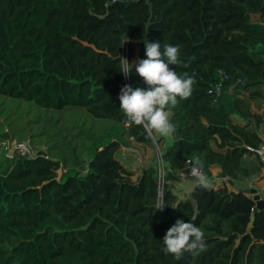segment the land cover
I'll list each match as a JSON object with an SVG mask.
<instances>
[{"label":"trees","instance_id":"1","mask_svg":"<svg viewBox=\"0 0 264 264\" xmlns=\"http://www.w3.org/2000/svg\"><path fill=\"white\" fill-rule=\"evenodd\" d=\"M147 40L180 45L190 67H171L196 81L170 111L169 146L120 109L124 85L149 87L135 67L120 72L125 44L147 59ZM25 102L45 114L32 121ZM263 104L264 0H0V264H264V207L246 192L264 179L252 151L264 147ZM77 109L110 126L87 127ZM8 141L31 156L10 155ZM154 142L161 155L140 172L120 161ZM190 163L209 187L187 174L195 188L180 199ZM214 169L227 182L215 186ZM178 219L202 228L206 251L165 254Z\"/></svg>","mask_w":264,"mask_h":264},{"label":"clouds","instance_id":"2","mask_svg":"<svg viewBox=\"0 0 264 264\" xmlns=\"http://www.w3.org/2000/svg\"><path fill=\"white\" fill-rule=\"evenodd\" d=\"M144 43L147 59L130 64L127 58L121 56L120 72L127 79L135 67V72L149 87L144 89L124 85L119 94L120 109L127 118L125 123L143 126L149 134L172 137L177 131V126L170 121V111L177 107L181 100L192 96L196 81L188 72L181 73L171 67H190L181 59L180 45H161L160 42L148 40ZM191 174L197 178L199 186L209 187L206 176L196 166L191 168ZM164 206L165 204H157V211H163ZM163 244L165 254L173 255L176 260H181L185 253L197 256L207 248L202 228L183 219H178L168 229L163 237Z\"/></svg>","mask_w":264,"mask_h":264},{"label":"rangeland","instance_id":"3","mask_svg":"<svg viewBox=\"0 0 264 264\" xmlns=\"http://www.w3.org/2000/svg\"><path fill=\"white\" fill-rule=\"evenodd\" d=\"M138 44H139L138 41L132 42L131 45L125 44L124 52H123V57L127 58V60L129 61V63H133V62H136L137 61V52L136 51L138 50V47H139ZM131 49H133L134 52H132ZM24 104L26 106H30L32 108V112L30 114L31 117H32V121L37 120V116H38V114L40 112L42 114H45V112H46V111L40 109L39 107H37L36 105H33V107H32V105H30V103H28V102H25ZM6 108H7L6 106H5V108L3 106H0V114H4L5 111H6ZM77 112H83L85 114L86 118L85 119H82L81 120V123H84L87 127H91L93 124L100 125V132H101L102 130H104V129H106V128H108L110 126V123H111L110 121L101 120V119H95V118L91 117L89 114H87L85 111L80 110V109H77ZM59 113L66 115L67 118L70 121H72L74 119L79 120V118H80V117L78 118V116L74 115L71 111H68V110H65V111L59 112ZM59 113L56 112V111H50L48 114H53V115L57 116ZM170 116H171V114H169V117ZM155 136H153V137H155ZM156 137L158 138V137H162V136H160L158 134ZM8 143H9V141L6 142V146L7 147H8ZM134 147L135 148H138V147H136V145H134ZM138 150L140 152H142L141 155L143 156V159H145V162L143 160V165H144V163L150 162L155 157V154L157 155V152H158L159 149H158V145L154 142V145H153L152 148H149V147H147L145 149L139 148ZM125 154H127L126 151L122 150L121 153L118 155L120 161H123V156ZM10 155H12L11 152H10ZM122 163L124 165H126L128 167V169L129 168L130 169L131 168H134V167L137 166V164H136V156L131 153V155L129 156V163H127L125 160ZM138 165H139V163H138ZM136 170H140V168H137L136 167ZM61 173H62V171L59 170V174H61ZM261 181H264V179L261 180ZM261 181L260 180L251 181L247 185L249 186V185L252 184L253 186L261 187V185L259 184ZM160 195H162V190L160 191ZM262 197L264 198V193H263Z\"/></svg>","mask_w":264,"mask_h":264},{"label":"built area","instance_id":"4","mask_svg":"<svg viewBox=\"0 0 264 264\" xmlns=\"http://www.w3.org/2000/svg\"><path fill=\"white\" fill-rule=\"evenodd\" d=\"M213 90L215 92H220L221 91V86L217 85V86L214 87ZM212 92L213 91L211 90L210 93H212ZM7 148L9 149V151L12 154L16 153L19 156H25V155L31 156V149H30V146H29L28 142H26V141H12V142H9ZM123 150L126 151V152H132L136 156V164H137L138 168H144L146 166V163H144V165H143V160L145 162V159H143V156L141 155L142 152H140L137 148H134V147L133 148H123ZM252 151L264 161V147H261L259 149H253ZM160 155L161 154L158 151V156L160 157ZM138 163H139L140 166L138 165ZM189 165L186 168L188 171L187 172L183 171V173H181L180 176L184 175L185 173H187L189 175H192L191 174V168L193 166L190 167ZM163 168H164V165L160 164V175H159V178H158V184L160 185V187H162L163 184H164V169ZM222 182H227V179H220V178L215 179L214 180V185L215 186H220V184ZM251 187H253L252 184L248 186V188H251ZM259 193L262 196L263 193H264V188L263 189H259Z\"/></svg>","mask_w":264,"mask_h":264},{"label":"crops","instance_id":"5","mask_svg":"<svg viewBox=\"0 0 264 264\" xmlns=\"http://www.w3.org/2000/svg\"><path fill=\"white\" fill-rule=\"evenodd\" d=\"M137 60H138V57H137ZM262 109L264 111V104H263V108ZM261 132L264 133V124L261 127ZM155 135L157 136L158 134H155ZM158 138L164 140L163 141L164 142V146H169L171 144V137H158ZM126 153L127 154H125L123 156V161L125 160L127 163H129V156L131 155L132 152L131 153L130 152H126ZM129 170L140 172V170H136V167L131 168V169L129 168ZM213 174H214L215 179H218L219 169H214L213 170ZM195 184L196 183L193 180V178L188 176L187 173H185L184 175L181 176L180 182L177 183L176 189H175L174 192L179 196L180 199H184L186 196H190L192 194V192H193V190L195 188ZM259 184L261 185V187H258V188L259 189H263L264 188V181H261Z\"/></svg>","mask_w":264,"mask_h":264},{"label":"water","instance_id":"6","mask_svg":"<svg viewBox=\"0 0 264 264\" xmlns=\"http://www.w3.org/2000/svg\"><path fill=\"white\" fill-rule=\"evenodd\" d=\"M153 136V135H152ZM43 153V152H41ZM25 158H28L29 155H25L24 156ZM190 167L191 166H194V164L190 163L189 165ZM185 172H187L188 170H184ZM220 179H225V176L224 175H220L219 176ZM209 181V180H208ZM229 184L232 185L233 182L231 180H229ZM246 192L252 197V199L256 202V209L254 211H256L257 209H262L264 207V198L261 196V194L259 193V189L258 187L256 186H253L251 188H248L246 190ZM254 222H255V215L253 214L252 217H251V223L247 229V234L251 232L252 230V227L254 225Z\"/></svg>","mask_w":264,"mask_h":264}]
</instances>
